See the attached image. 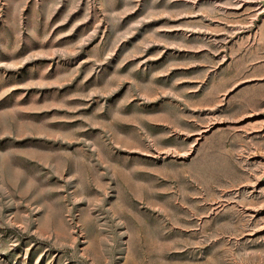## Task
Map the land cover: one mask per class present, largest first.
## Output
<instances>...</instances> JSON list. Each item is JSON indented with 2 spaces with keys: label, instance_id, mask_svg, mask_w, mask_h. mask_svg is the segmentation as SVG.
<instances>
[{
  "label": "rangeland",
  "instance_id": "obj_1",
  "mask_svg": "<svg viewBox=\"0 0 264 264\" xmlns=\"http://www.w3.org/2000/svg\"><path fill=\"white\" fill-rule=\"evenodd\" d=\"M0 264H264L263 0H0Z\"/></svg>",
  "mask_w": 264,
  "mask_h": 264
},
{
  "label": "water",
  "instance_id": "obj_2",
  "mask_svg": "<svg viewBox=\"0 0 264 264\" xmlns=\"http://www.w3.org/2000/svg\"><path fill=\"white\" fill-rule=\"evenodd\" d=\"M263 4H264V0H263Z\"/></svg>",
  "mask_w": 264,
  "mask_h": 264
}]
</instances>
